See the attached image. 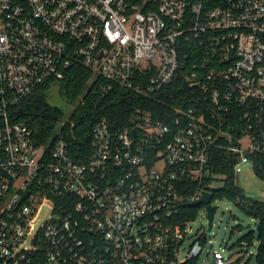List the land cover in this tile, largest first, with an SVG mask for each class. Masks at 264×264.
Segmentation results:
<instances>
[{"label": "built area", "instance_id": "built-area-1", "mask_svg": "<svg viewBox=\"0 0 264 264\" xmlns=\"http://www.w3.org/2000/svg\"><path fill=\"white\" fill-rule=\"evenodd\" d=\"M185 44L203 111L101 118L77 141L60 118L42 144L15 120L74 64L92 72L96 106L117 89L155 99ZM216 151L232 155L235 178L264 159V0H0V264H198L206 234L189 224L208 212L190 204L206 192L211 204L224 184ZM43 205L49 218L30 238Z\"/></svg>", "mask_w": 264, "mask_h": 264}, {"label": "trees", "instance_id": "trees-1", "mask_svg": "<svg viewBox=\"0 0 264 264\" xmlns=\"http://www.w3.org/2000/svg\"><path fill=\"white\" fill-rule=\"evenodd\" d=\"M189 45H184L185 51L182 54L180 69L173 82L155 99L130 98L132 96L130 93L117 89L96 106L93 101L86 100L91 94L90 87L85 92L87 84L93 77L92 72L82 65L74 64L62 80H48L18 104L13 110L15 120L26 122L34 139L38 144H42L47 142L56 120L62 116V112L54 103V94L70 105L77 103L70 117L75 123L73 133L69 137L71 141L85 140L92 125L101 118H106L111 124L115 122L122 124L130 114L141 110L151 113L157 119L169 122L175 117L176 109L194 108L203 111L206 103L201 106V101L195 100V96L200 97V92L197 87L189 86L185 76L192 66L193 54L188 48ZM81 96L85 99L82 103L79 101ZM233 165L234 159L231 154L225 151L215 152L213 171L216 174H224L225 178L222 187L212 190L213 198L229 199L247 217L256 221V229L245 233L238 245L242 246V243H246L249 249L256 241L257 246L253 255L255 264H264V200L247 197L243 190L236 186ZM252 168L254 174L264 183V159L256 160ZM190 212L193 213L192 217H195V209H191Z\"/></svg>", "mask_w": 264, "mask_h": 264}, {"label": "rangeland", "instance_id": "rangeland-1", "mask_svg": "<svg viewBox=\"0 0 264 264\" xmlns=\"http://www.w3.org/2000/svg\"><path fill=\"white\" fill-rule=\"evenodd\" d=\"M93 81L94 79L89 81L85 92ZM53 97L56 107L62 112L61 121L68 122L77 103L70 105L56 94ZM81 99L82 96L79 101ZM62 122L56 121L53 130L59 129ZM235 181L247 197L264 200V183L254 174L250 164H242L239 167ZM214 186L220 187L221 184L214 183ZM211 206L214 209V218L209 231H207L208 220L202 212H199L189 224L192 235L206 234V243L198 264H213V252L222 254L226 264H255L253 255L257 242L254 241V246L248 251L243 246H239L238 242L249 230L256 229V221L247 217L227 198L213 199Z\"/></svg>", "mask_w": 264, "mask_h": 264}, {"label": "water", "instance_id": "water-1", "mask_svg": "<svg viewBox=\"0 0 264 264\" xmlns=\"http://www.w3.org/2000/svg\"><path fill=\"white\" fill-rule=\"evenodd\" d=\"M212 194L209 192H206L203 194L202 198L197 200L196 202L190 204L192 207H197L201 204L206 205V209L208 212V228L207 231H209L212 227V222L214 218V209L210 204ZM50 215V208L47 205H43L37 218L32 222V231L30 238L34 236L36 231L39 229V227L49 218Z\"/></svg>", "mask_w": 264, "mask_h": 264}]
</instances>
